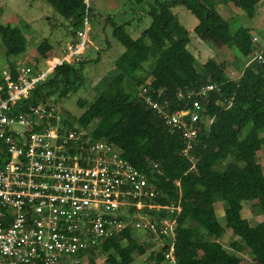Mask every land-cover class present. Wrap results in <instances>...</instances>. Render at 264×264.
I'll use <instances>...</instances> for the list:
<instances>
[{
    "label": "trees",
    "instance_id": "obj_1",
    "mask_svg": "<svg viewBox=\"0 0 264 264\" xmlns=\"http://www.w3.org/2000/svg\"><path fill=\"white\" fill-rule=\"evenodd\" d=\"M48 1L68 20L73 38L83 28L85 18L94 14L86 0ZM263 2L154 0L149 9L151 23L137 37L131 35L125 23L113 29L114 39L124 47L114 63L121 80L108 90L94 86L96 92L92 97H80L81 114L76 118L69 114L76 121L74 125L69 118L62 117L65 124L91 129L95 138L115 144L134 167L150 179L154 177L160 192L154 202L180 204L171 239L176 264H243L242 255L230 252L220 240L226 229L246 243L251 257L264 264V169L258 158L264 143L260 134L264 130V62H249L255 53L252 27L244 23L233 28L234 23L217 8L233 4L247 18L254 19ZM177 5H184L198 19L194 32L210 41L215 52L223 46L239 52L234 64L238 66L241 58L246 63L240 76L232 77L224 62L213 57L198 63L188 48L192 31L172 9ZM99 16L100 13L96 14ZM0 41L9 57V68L14 69L16 58L28 50V39L21 28L0 23ZM44 45L38 46L36 61L56 56L49 43ZM84 55L85 52L79 61L56 65L45 80L37 83L27 103L60 101L85 85ZM150 58L152 61L145 64ZM36 61L32 62L35 67L39 64ZM208 83L216 84L219 90L198 96L206 112L196 123L198 133L191 140L194 164L183 153L187 139L182 130L167 124L163 114L146 102L141 91L146 88L144 95L163 105L168 101L163 107L174 112L192 106L196 95L187 97L188 92L198 91ZM180 91L185 96L180 97ZM220 164L223 166L219 167ZM246 201H256L262 211V219L254 225L242 213ZM219 202L224 223L216 209ZM145 210L151 218L168 214L164 208ZM140 233L128 226L108 238L101 248L106 260L112 264H132L136 251L146 252L148 243L139 240ZM161 237L165 234H159L158 239ZM231 244L238 249L237 239ZM168 245L166 241L163 248ZM149 258L156 264H170L161 250L150 251ZM90 263L96 264L93 257Z\"/></svg>",
    "mask_w": 264,
    "mask_h": 264
},
{
    "label": "built area",
    "instance_id": "obj_2",
    "mask_svg": "<svg viewBox=\"0 0 264 264\" xmlns=\"http://www.w3.org/2000/svg\"><path fill=\"white\" fill-rule=\"evenodd\" d=\"M89 20L87 16L62 54L48 58L43 67L22 61L14 69L1 70L0 264H91L104 242L128 226L134 233H155L150 235L155 251L176 264L171 239L180 204L154 202L160 194L154 177L134 167L115 144L95 138L91 129L65 124L48 101L27 103L56 65L82 58L90 44ZM262 48H255L249 62H264ZM145 90L141 94L146 102L167 124L182 130L187 139L183 153L195 164L191 140L206 112L198 96L218 91V86L208 83L189 91L187 97L196 95L192 106L174 112L163 107L168 101L163 105L145 96ZM178 95L185 96L182 91ZM152 208H164L168 214L151 218L145 209ZM159 234L165 237L158 239Z\"/></svg>",
    "mask_w": 264,
    "mask_h": 264
},
{
    "label": "rangeland",
    "instance_id": "obj_3",
    "mask_svg": "<svg viewBox=\"0 0 264 264\" xmlns=\"http://www.w3.org/2000/svg\"><path fill=\"white\" fill-rule=\"evenodd\" d=\"M205 1L211 3V0ZM88 2L92 6V13L94 14L89 20L88 37L90 44L85 49L83 58V76L86 83L76 92H71L60 101L48 100L56 108L61 118H69L72 125L76 121L69 114L76 118L83 110L78 105L80 97L93 96L96 92L94 86L102 90H108L122 78L121 73L116 72L117 69L114 67V63L119 54L123 52L124 47L114 39L112 35L114 27L125 23L126 29L131 35L137 37L151 23L152 17L149 14V9L154 0H144L140 3L135 0H88ZM217 8L225 18L234 23L233 28L244 23L250 25L258 39L257 42L253 40L254 47L256 49L264 47V2L262 8L259 9L260 16H256L255 19L247 18L244 12L233 4H221ZM172 9L178 14L181 23L192 31L188 48L195 54L198 63L201 65L205 60L213 57L224 62L226 71L232 77L237 78L246 65L242 58L238 60V66L234 64L239 52L228 46H223L215 52L210 41H205L199 34L194 32L193 28L198 23V19L192 13L184 5H177ZM98 13H100V16L97 18L96 14ZM0 23H11L21 28L28 39V50L23 55H19L16 62H35L38 55V46L45 47L44 44L46 43L50 44L51 50L56 52V56H60L64 47L73 38L68 30V20L48 0H0ZM254 25L255 27H253ZM10 59H12V56ZM47 59L41 57L36 62L39 63V67H43ZM152 59L150 58L145 64H148ZM8 67L9 57L6 55L5 47L0 41V68L4 70ZM260 134L264 137V130H261ZM258 158L264 169V143L258 151ZM222 166L223 164L219 165V167ZM221 204L217 203L216 209L222 223H224L223 216H221L223 211ZM242 213L252 225L262 219V211L256 201L244 202ZM138 232H141L139 240L148 244L145 245L146 252L144 254L135 252V259L132 264H156L152 258H149L150 251L156 248L150 245V242L155 241V237L153 238L150 234L142 231ZM235 239L239 241L237 250L231 244ZM220 240L230 252L237 251L242 255L241 262L243 264H259L250 256V249L246 243L234 235L231 229L222 232ZM97 254L94 257L96 264H112L106 260V255L103 254L102 250ZM118 264L124 263L120 261Z\"/></svg>",
    "mask_w": 264,
    "mask_h": 264
},
{
    "label": "crops",
    "instance_id": "obj_4",
    "mask_svg": "<svg viewBox=\"0 0 264 264\" xmlns=\"http://www.w3.org/2000/svg\"><path fill=\"white\" fill-rule=\"evenodd\" d=\"M256 16H257V17L260 16L259 11L257 12V15H256ZM256 16H255V18H256ZM255 18H254V19H255ZM254 22H256V21H254ZM253 27H255V25H254ZM251 32H252V34L254 35L253 29L251 30ZM256 42H257V41H256ZM241 73H242V72H240V74H239L238 76H240ZM219 204H221V203L219 202ZM221 216H223V212H222Z\"/></svg>",
    "mask_w": 264,
    "mask_h": 264
}]
</instances>
